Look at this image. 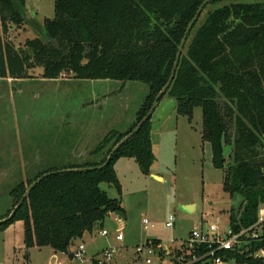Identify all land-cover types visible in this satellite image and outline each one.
I'll return each mask as SVG.
<instances>
[{"label": "trees", "instance_id": "1", "mask_svg": "<svg viewBox=\"0 0 264 264\" xmlns=\"http://www.w3.org/2000/svg\"><path fill=\"white\" fill-rule=\"evenodd\" d=\"M203 1L54 0L53 19L39 23L24 15L25 0H0V80L22 78L33 60L42 67L44 80L68 73L79 81L132 82L148 88L131 126L123 133H108L90 153L92 157L104 152L98 161L51 166L11 188V206L0 220L9 216L32 182L53 173L31 191L10 221L0 224V231L20 220L26 249L49 247L55 254H67L96 224L115 212L124 214L119 198H109L100 185L121 196L114 170L120 159L134 160L142 175H150L155 161L150 120L105 168L60 171L102 165L147 114L169 79L179 43ZM23 25L38 35L24 43L30 56L4 39L5 33ZM164 96L175 101L176 115L189 121L193 110L201 109V138L210 146L212 166L223 171L224 193L239 202L230 210L229 226L238 232L254 223L264 203V0H222L206 6ZM226 147L231 148L228 159ZM224 256L243 264L236 250Z\"/></svg>", "mask_w": 264, "mask_h": 264}, {"label": "rangeland", "instance_id": "2", "mask_svg": "<svg viewBox=\"0 0 264 264\" xmlns=\"http://www.w3.org/2000/svg\"><path fill=\"white\" fill-rule=\"evenodd\" d=\"M26 7L39 23L54 17V0H26ZM37 36L23 25L5 33L4 39L30 56L24 43ZM42 73L40 64L30 60L22 78L0 80V214L10 208L8 192L18 182L51 166L98 161L104 152L92 157L90 153L108 133H123L131 126L148 94L141 83L79 81L68 73L44 80ZM149 120L152 172L163 180L142 175L134 160L123 159L114 165L121 196L100 185L109 198H119L124 220L105 218L77 239L67 254H55L49 247L26 249L23 224L15 220L0 231V264H91L92 258L115 246L121 249L110 264H140L134 262V247L147 240L168 246L174 238L185 239L199 224H214L226 232L230 210H236L239 202L224 193L223 171L212 166L210 146L201 138V109L195 108L189 121L177 116L175 101L164 96ZM260 152L264 154V149ZM230 154L226 147L225 158ZM179 205L193 210L185 213ZM170 214L175 216L172 229L166 228ZM143 220L149 223L146 230ZM102 230L109 235L101 237ZM117 230L123 236L121 243L114 239ZM79 243L85 246V259L72 261L68 254Z\"/></svg>", "mask_w": 264, "mask_h": 264}, {"label": "built area", "instance_id": "3", "mask_svg": "<svg viewBox=\"0 0 264 264\" xmlns=\"http://www.w3.org/2000/svg\"><path fill=\"white\" fill-rule=\"evenodd\" d=\"M175 216L170 214L166 228L174 227ZM143 229L149 225L143 220ZM107 237L105 230L99 232ZM114 239L121 243L123 236L117 230ZM121 247L105 249L101 255L92 258L91 264H110L120 252ZM243 255V264H264V203L258 206L256 220L251 225L234 232L231 227L224 232L214 224H199L193 227L185 239L174 238L170 245L155 244L153 240L134 247L135 263L140 264H239L224 254L235 251ZM86 249L83 243L75 246L71 252V260L81 262L85 259Z\"/></svg>", "mask_w": 264, "mask_h": 264}, {"label": "water", "instance_id": "4", "mask_svg": "<svg viewBox=\"0 0 264 264\" xmlns=\"http://www.w3.org/2000/svg\"><path fill=\"white\" fill-rule=\"evenodd\" d=\"M216 1H222V0H204L201 5L198 7L194 17L192 18V20L190 21V23L188 24L185 33L179 43V46L177 48V52L175 55V60L171 69V73L169 76V79L166 83V85L163 87V89L157 94V96L155 97L149 111L147 112V114L136 124V126L132 129V131L130 133H128L124 138H122L116 145L115 147L111 150L110 154L108 155L106 161L97 167H92V168H81V169H74V170H62L60 172H87V171H95V170H101L103 168H105L111 161L112 157L116 154V152L121 148L122 145H124L129 139H131L140 129L141 127L147 122L149 121V119L151 118L152 114L154 113L160 99L166 94L167 90L169 89L177 67L179 65V61L183 52V49L186 45L188 36L193 28V26L195 25V23L198 21L200 15L202 14L203 10L205 9L206 6H208L209 4L216 2ZM24 15L29 19H31V15L29 14V12L27 10L24 11ZM53 173H46L43 174L42 176H40L38 179H36L34 182L31 183V185L27 188L26 192L24 193V195L22 196V198L20 199V201L18 202V204L13 208V210L11 211V213L9 214V216L3 220H0V224H5L6 222L10 221L16 214V212L18 211V209L22 206L23 202L25 200L28 199L31 191L37 186L39 185L45 178H47L48 176L52 175ZM192 207H187V209L185 208V210H191ZM113 216L120 218L122 220L125 219L124 215L122 212H115L113 214Z\"/></svg>", "mask_w": 264, "mask_h": 264}, {"label": "crops", "instance_id": "5", "mask_svg": "<svg viewBox=\"0 0 264 264\" xmlns=\"http://www.w3.org/2000/svg\"><path fill=\"white\" fill-rule=\"evenodd\" d=\"M25 6H26V0H25ZM26 10H27V7H26ZM28 12H29V10H27ZM29 14L31 15V19H34L33 18V16H32V13H30L29 12ZM152 130H153V125H152ZM153 132V131H152ZM151 143H152V140H151ZM120 160H123V159H120ZM130 160H132V159H130ZM115 174H116V172H115ZM117 176V175H116ZM156 177L157 179H159L160 181H162L163 179H162V177H160L159 175H156L155 173H153L152 172V167H151V169H150V175L148 176L149 178H153V177ZM187 207H192V206H184V205H179V209L181 210V211H183V212H185V213H191L192 212V210H193V207H192V210L190 211H188V210H185V208L187 209ZM110 216H112V215H109L108 217H110ZM85 235V234H84ZM83 235V236H84Z\"/></svg>", "mask_w": 264, "mask_h": 264}]
</instances>
